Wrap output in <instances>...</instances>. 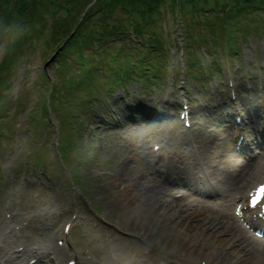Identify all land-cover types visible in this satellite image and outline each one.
Returning a JSON list of instances; mask_svg holds the SVG:
<instances>
[{
  "label": "rangeland",
  "instance_id": "1",
  "mask_svg": "<svg viewBox=\"0 0 264 264\" xmlns=\"http://www.w3.org/2000/svg\"><path fill=\"white\" fill-rule=\"evenodd\" d=\"M175 8L172 9L170 3L168 13L163 7V14L157 20L163 47L156 52H161L158 58L162 56L167 64L160 72L162 77H155L153 71L147 72L146 79L136 73L138 77L124 84L114 83L110 90L106 85L115 72L109 70L107 56L111 50L116 54L122 52L121 42L111 50L101 49L94 55L84 56L81 64L71 55L65 67V64L61 66L52 61L55 54L46 41H34L21 50L17 38L22 32L0 26V218L8 221L12 217L18 225H26V238L44 239L51 234L53 247L67 249L65 260L70 256H84L94 264L110 260L122 264L153 252L159 254L156 262L193 264L182 254L181 245L165 230L168 227L173 231L172 227L185 234L191 216L189 220L183 219L188 224L178 229L179 223L172 225L166 218L170 210H160L155 214L159 217L151 215L147 219L125 210L110 198L116 189L111 192L104 187L106 178L121 161L118 148L121 136L103 134L95 117L100 112L102 117L117 119L116 115L108 116L107 111H111L118 95L123 96L120 112H131L132 106L133 114L139 106L160 110L162 103L174 108L167 101L180 103L184 100L190 108L197 104L207 105L208 111L199 114L206 118L233 109L238 99L241 107L239 113L230 115L231 126L238 120L244 121L247 104L250 103L248 108L258 107L264 83V36L237 32L231 41L235 49H231L221 22L215 34L207 21L195 19L191 14L186 17L174 14ZM57 16L60 20L65 18L62 13ZM52 21L45 32L49 39ZM185 22L195 24L194 29L199 31H192L191 37L198 42L191 49L188 47L190 37L184 30ZM134 43L138 47L136 58H140L146 50L140 48L138 42ZM85 74H89L88 77ZM218 93L228 102L214 109L220 100ZM239 98H246L245 103ZM173 110L165 114L169 116ZM177 110L176 121H180L182 104ZM135 116L140 118L137 113ZM200 116L191 119L197 128L203 120ZM259 120L255 119V124ZM215 132L221 133L220 128ZM192 133L196 134L194 127ZM147 134L143 130L141 138ZM133 141L128 142L142 153L156 142L153 139L150 144L143 145L142 140ZM160 144L164 146V141ZM184 147L180 145L175 150ZM231 153L236 156L235 161L241 163L240 153ZM199 199L208 203L218 201L202 197L197 201ZM195 210L188 209L191 214H195ZM64 212L65 218H62ZM140 222L145 226L143 230L138 226ZM214 231L216 238L210 237L213 248L222 235ZM189 238L194 241V237ZM208 258V255L201 257L199 264H219L214 258Z\"/></svg>",
  "mask_w": 264,
  "mask_h": 264
},
{
  "label": "bare ground",
  "instance_id": "2",
  "mask_svg": "<svg viewBox=\"0 0 264 264\" xmlns=\"http://www.w3.org/2000/svg\"><path fill=\"white\" fill-rule=\"evenodd\" d=\"M261 86L263 91L258 107L245 106L247 111L243 119L245 136L240 143V149L245 154L242 164L235 161L236 156L231 153L233 145L239 144L240 139L235 138L233 126L229 124L232 112L239 113L241 104L238 99L235 100L233 109L215 116L211 114L207 118L199 115L208 111L209 107L205 104L192 106L186 109L188 112L183 110L188 123H191L193 117L203 118L198 128L193 126V123L190 127L181 125L180 121L182 124L185 123L181 116L180 121H176L178 106L188 104L184 100L182 103L167 101L174 108L164 103L160 110L155 111L136 108L137 114L141 116L137 118L132 111L120 112L122 108L119 103L123 96L118 95L111 109L112 114L117 116L114 122L104 120L99 113L95 115L103 134L121 136L118 146L121 161L106 178L104 187L111 192L116 189V193H112L110 198L122 205L125 210L138 213L147 219L161 212L160 210H166L165 212L170 210L166 218L172 221V223L169 221L172 225L179 223L178 229L186 226L188 222L184 220H189L191 216L193 223L187 225L185 234L184 232L180 234L172 227L173 231L168 227L165 230L178 245H181L179 249L182 254L193 264H199L200 258L206 255L214 258L219 264H264V242L247 231L234 212L239 203L246 224L253 227L257 225L264 233V220L261 219L264 218L262 203L254 205L248 203L249 194H254L259 188L264 187V83ZM217 95L220 100L215 103L214 109L225 106L228 102L222 93ZM239 99L242 104L245 103L246 98ZM169 109L174 110L167 116L165 113ZM255 119L260 120L255 124ZM150 122L152 124H149ZM193 127L196 134L192 133ZM210 127L212 129H209ZM217 128H220L221 133L215 132ZM143 130L148 134L142 136V139L140 133ZM136 139L142 140L143 145L150 144L153 139L156 145L164 141L163 150L150 151L149 146L142 153L136 149V145L135 148L131 145ZM168 144L171 145L168 147ZM180 145L185 146L183 150H175ZM177 159L184 161L177 162ZM205 164L207 169L203 174L202 165ZM163 170L167 173L166 176L160 175L165 174ZM203 177L206 178V183ZM210 195H218L220 203L205 206L197 201L198 196ZM194 208L196 213L191 214ZM183 214L187 217L184 218L186 215ZM61 217L65 218V212ZM193 219L196 220L195 224ZM142 222L138 225L141 230L145 228ZM157 227L160 228L159 225ZM25 228L26 225H18L12 217L8 221L0 218V264H32V259L35 260L34 264H63L66 248L58 245L53 247L51 234L44 239L26 238ZM214 229L222 235L216 239L213 248L210 237L216 238ZM257 229L255 228V231ZM184 235L194 237V241ZM20 245L24 246L21 250L18 249ZM136 256L139 257L138 252ZM156 256L159 255L149 252L147 256H143L144 258L139 257L137 264H160L156 262L158 259ZM108 262L105 264H116V260Z\"/></svg>",
  "mask_w": 264,
  "mask_h": 264
},
{
  "label": "trees",
  "instance_id": "3",
  "mask_svg": "<svg viewBox=\"0 0 264 264\" xmlns=\"http://www.w3.org/2000/svg\"><path fill=\"white\" fill-rule=\"evenodd\" d=\"M170 3L172 9L176 6L174 14L203 19L215 34L221 22L231 49H235L231 41L237 32L264 36V0H0V26L22 32L17 38L21 50L34 41H46L59 65L67 63L71 55L81 64L84 56L111 50L121 42L123 51L116 54L111 50L107 56L108 68L115 74L106 88L112 89L114 83L124 84L138 77L136 73L146 78L148 71L156 72L155 67L165 68L166 63L158 58L161 52H156L163 47L157 20L164 6L170 10ZM59 13L65 15L63 20L58 18ZM51 20L49 39L45 32ZM194 25L184 23L189 49L198 42L191 37L192 31L199 32ZM134 42L146 50L140 58H136L139 55ZM136 64L138 69L133 68Z\"/></svg>",
  "mask_w": 264,
  "mask_h": 264
}]
</instances>
